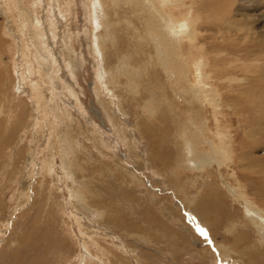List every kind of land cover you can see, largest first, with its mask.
<instances>
[{
  "label": "rangeland",
  "instance_id": "rangeland-1",
  "mask_svg": "<svg viewBox=\"0 0 264 264\" xmlns=\"http://www.w3.org/2000/svg\"><path fill=\"white\" fill-rule=\"evenodd\" d=\"M68 1L71 4L64 2L66 7L59 13L58 0H14L13 6L9 0H0V27L5 24L8 33L10 27H14L13 30L17 28L15 32L12 29L10 32L16 36L14 42H18L14 50L12 47L5 49L3 41L9 38L0 32V38H4L0 40V102L6 89L3 85L6 79L8 85L14 80L13 92L23 101L22 109L18 106V110L21 109L18 117L11 120L12 123L8 124L4 117L0 118V264H82V243H85L88 234L99 235L112 244L114 241L118 243L120 248L117 250L118 244L114 242L116 253L129 250L125 244H130V236H123V229L115 228L112 232L98 224V217L103 216L100 212L78 211L72 191L88 183L89 190L95 195L93 206L101 204L113 209L119 216L116 220L127 226L124 228L126 231L142 237L138 245L144 251L136 254L146 253L151 264H241L239 256H229L230 248L236 254L239 249L237 245L229 246L230 238L225 229L235 224L238 225L239 238L245 237L246 242L250 241V237L258 239L252 226L245 233L239 225L249 220V207H253L254 212L264 211V179L247 173L250 164L264 166V59L251 63L256 58L254 54L262 58L264 52L256 49L250 54L247 50L238 49L233 44L239 45L242 38L225 42L219 30L226 29L225 21L232 19L239 1L255 7L249 8L248 14H256L254 24L261 28L264 26V0H221L222 18L214 16L207 8L211 2L198 0L190 11L191 17L197 18L196 32L193 33L188 24V15L187 22L181 23L183 27L179 28L184 30L187 27L186 37H180L185 44L184 49L195 50L186 57L188 83L190 79L198 81L199 75L207 76L210 68L215 70L210 76L211 89H207L210 91L207 92L210 106L202 109V121L195 117V125L204 127L213 137L219 138L222 144L220 152L226 154L219 156L223 167L215 168L221 173L219 177L237 193L232 199L222 179L212 177L204 180L209 171L186 172V154L179 149L182 140L168 141L179 129L175 130V125L168 123L166 117L156 118L153 124L139 111L143 103L136 96L130 100L127 112L123 111L126 105L120 104L105 86L102 59L95 38L96 32L102 30L99 12L95 11L93 0ZM119 1V6L125 7L120 12L127 15L128 0ZM190 5L191 2L185 1V5L180 7ZM10 17L16 19V23H11ZM32 20L36 21L35 24ZM138 23L136 20L134 24L138 26ZM158 26L164 28L159 22ZM141 35L139 27L137 36ZM23 37L27 43L21 45ZM124 42L123 39L118 40L117 50L107 48L112 57L110 62L114 59L116 63L122 61L127 69L123 70L119 85L125 86L134 75H140L144 92L157 98L159 91L165 88L163 66L157 59V78L144 73L140 69L141 57L136 49ZM165 47L170 50L171 43L167 42ZM20 48L31 52L28 63L24 61ZM11 51L13 66L8 63ZM134 52L136 61L127 60ZM32 59H41L51 69L59 68V75H53L52 70L50 75L48 70L44 75L40 61L35 62L33 68H28L29 64L33 65ZM199 59L203 69L195 75L198 72L193 71V65H198ZM249 68L258 71L252 73L254 75H246L244 70ZM176 70L182 74L181 70ZM223 70L229 71L222 73ZM29 83L35 87L31 88ZM201 86L207 87L208 84L201 83ZM218 88L223 90L222 104ZM33 90L37 91L38 100L33 98ZM192 93L195 96V92ZM173 94V105L178 107V116H182L187 109L186 104L178 102ZM167 95L171 96L169 89ZM68 115L76 119V124L84 121L87 126H92L94 138L101 141L86 139L88 136L82 129L76 131V126L73 127L66 117ZM113 118L121 122L125 130L121 131ZM180 121L184 123L183 127L190 126L186 117H181ZM24 126L25 135L22 134ZM15 127L21 131L13 137ZM139 131L144 138L140 137ZM215 131L219 133L215 135ZM66 132L72 139L64 136ZM188 132L190 136L201 138L206 135L203 130L189 129ZM160 137L165 142L162 141V146L158 147ZM128 138L132 145L129 148L124 141ZM187 139L190 137L187 136ZM134 144L137 147L135 151L132 149ZM203 146L206 151L209 149L207 143ZM134 153L141 158L134 160ZM71 159L78 161L76 172L77 167L70 164ZM194 163L198 165V161L194 160ZM118 164L122 166L120 170L123 174L128 173L127 177H123L127 182L133 181L130 183L132 186L134 181L137 182L135 186L139 192L135 190L132 198L122 191L126 181H122L120 170L114 166ZM210 172L214 173L213 169ZM76 194L79 195L78 192ZM90 197L88 201H91ZM169 215L176 218L167 219ZM112 222H116L114 217ZM205 223H209L210 227L214 223L213 229L206 227ZM112 233L115 235L109 236ZM61 234L70 236L69 240L62 242ZM59 240L62 245H58ZM251 245L254 248L259 246L257 241ZM62 247L65 258L59 250ZM70 248L74 255L68 260ZM125 256L130 259L134 254L128 252ZM250 259L262 262L257 252ZM143 263H135L131 259V264Z\"/></svg>",
  "mask_w": 264,
  "mask_h": 264
},
{
  "label": "bare ground",
  "instance_id": "bare-ground-1",
  "mask_svg": "<svg viewBox=\"0 0 264 264\" xmlns=\"http://www.w3.org/2000/svg\"><path fill=\"white\" fill-rule=\"evenodd\" d=\"M13 1L14 0H9L10 4L12 6L14 5ZM59 1L62 2L63 5ZM185 1L191 2V5L189 7L181 8L180 5H185ZM196 1H198V0H128V2H127L128 7H126L127 8L126 10L129 14L127 13V15H128L127 16L126 14L120 12V9H124L125 7L119 6V3H120L119 0H93L95 8H96L95 11L99 12V25L102 28L101 32H99V33L96 32L97 34L95 35V38L97 39L98 51L100 52V56L102 59V63L101 62L100 63L103 66V67L102 66L101 67H102L103 72H104L105 86L109 88L108 91L110 92V94L113 97L117 98L120 104L122 103V104L126 105V106H124L123 111L127 112L126 109L129 106V102L131 99H133V97L136 96L137 98L141 99L140 101L143 104H142V106L139 107V111H141V113L143 115H145V117L147 116V119L150 118L151 122H153V124H154V121L156 118L166 117L168 119V123L172 122L175 125V130L179 129L176 132L174 131L172 138L168 141L172 142L173 139H181L182 140L179 149L186 154V160H187L185 162V165H187V167L185 168L186 172L193 170L194 174H196L197 172L201 173V172L209 171L207 178L204 180H207L208 178H212V177L217 178V179L218 178L222 179L221 177H219L221 175V173L218 170H216V168L219 169V166L223 167L222 161L220 160L219 156L226 154V152H223V151L220 152V148H221L222 144L219 141V138H217L215 136L213 137L204 127L195 125V117L197 118V116H198V118L202 121L203 120L202 112H201L202 109L210 106L211 100H209V98H207V92H210V91H208L207 89H211V87H210L211 86L210 85V82H211L210 76L212 75V73L215 70L213 68H210V69H208L209 74L205 77H201V75H199V71H201V69H203V67H202L203 65L201 63V59H199L200 64L198 63V65H197V63H195V65H193V71L198 72V73H195V75H199L198 81H196L195 79H190V83H188V80H187L188 75L186 74V68H187V61L188 60L186 57L188 55H190L191 53H193L195 50H193V49L185 50L184 49L185 44L182 40H180L181 35H182V38L186 37L185 33H187V27H185L184 30H180L179 28L183 27V25H181V23H186L187 19H189V17H190V19L188 20V24H189L190 28L192 29V32L193 33L196 32L197 18L191 17V13H190L192 5H194ZM220 1L221 0H208V2H211V4L208 5L207 8L210 10V12L214 16L222 18L224 16V13H223L224 10H223L222 5L220 4ZM223 1H233V0H223ZM64 2L71 4V3H69L70 1H68V0H58V11H59V13L66 7ZM37 3L39 4V2H37ZM35 4H36V2H35ZM12 6H10V7L12 8ZM37 8H38V6H37ZM249 8L254 9L255 7L254 6H248L245 2L239 1L238 4L235 6V10H234V14H233L232 19H230L229 21H225L227 27L224 30H219V35L224 37L225 42H227L228 40L229 41H238L240 38H242L239 45L233 44V46H235L236 48L241 49V50H247L248 52H250V54H252L253 51L256 49L258 50V52H264V26H262L261 28L259 27L260 25L255 26L254 21L256 20L255 19L256 14H248ZM65 10L67 11L68 9H65ZM181 10H184V12H182ZM35 12H36V10H35ZM69 12H67V13L69 14ZM175 12L178 13L177 16L173 15V13H175ZM61 15H63V13ZM187 15L189 17H187ZM130 18H131V20H130ZM136 20L139 22L138 26L141 27V31H142V35L140 37L137 36V32L139 30V27L136 24H134V23H136ZM10 21H12L11 23H16V19H13V18L11 19V17H10ZM32 21H33L32 24H35L36 21L35 20H32ZM157 21L164 28H160L158 26ZM12 25H14V24H12ZM17 26L21 27L20 24H17ZM13 28L10 27V30L11 29L13 30ZM16 29L13 31L15 32ZM21 29L24 30L23 28H21ZM53 29H55V28L53 27ZM258 29H259V32H257ZM10 30H9V33L11 36H9L7 29H5V24L1 25V27H0V32L2 31V36L9 38V39L5 38V40L3 41V43L5 45V49H7V50L10 49L11 47L13 49L16 46L15 44L18 43V42H14V37H16V36H14V34L12 32H10ZM40 35H41V33L38 34V37H40ZM2 36H1L0 40L4 39V38H2ZM235 36H236V38H234ZM22 39L23 40L21 42V45L25 42L27 43V41L25 40L24 37ZM119 39H123L127 43V46H129V47L132 46L136 49L137 55H139L141 57L140 62L142 63V65H141L140 69L144 73H149V74L153 75L155 78H157V59H158V63H160L163 66V69L165 70V74H166V78L164 79L165 88L162 91H159L157 98H155L154 96H148V93L146 94L144 92V89L142 86V81H141V80H143V78L140 75H134V77L132 79L127 81L125 86L119 85V80H120L121 76H123V70L126 71L127 69L125 68V64L122 61L116 63V60L113 58L114 61L110 62L109 59H112V57H110V53L107 51V48L108 49L110 48V50H112V51L117 50L118 46L116 44H117ZM167 42L171 43V47H170L171 49L170 50H167V48L165 47V44ZM120 43H122V42H120ZM231 45H232V43H231ZM29 49H31V48H29ZM0 50L2 51L1 48H0ZM28 51H29L28 49H26V50L21 49L20 50V53H23V55H24V58H23L24 61L27 63L29 62L27 59L29 58V56H31V52L29 51L30 52V54H29ZM0 53L2 55V52H0ZM4 53H5V51H4ZM136 53L135 52L131 53L127 60L136 61L135 60ZM12 54H13V51H11V55L9 57L8 63L10 62L11 65L13 66V58L11 57ZM254 55L256 56V58L253 61H251L252 64H256L257 61L260 62L261 59H264V55L262 56V58H260L258 56V54H254ZM177 58L179 59V61H177ZM30 61L33 63V65L32 64H29V66L27 65L28 68H33L35 62L40 61V63H41L40 65L43 67L41 69H43L42 71H44V75H45L47 70H48L49 75H50V73H49L50 70L53 71V73H52L53 75H59V73H60L59 68H57L56 70L51 69L52 67L48 68L44 62H41V59H36L35 61H33V59H32ZM231 64H233V63L231 62ZM37 65H36V67H37ZM176 69L181 70L182 74L180 75ZM226 71H229V70H223L222 73H224ZM256 71H258V69L249 68V69L244 70L246 75H254L252 73H254ZM9 75L12 79V73L11 72L9 73ZM3 76H1V77H3ZM126 77H127V75H126ZM4 78H5V76L3 77V79ZM56 82L58 84H60L58 81H56ZM14 83L15 82L12 79L10 85H8L7 79L5 80L3 85L6 86V89L3 90L4 96H3L2 102H0V118L4 117L5 118L4 120L9 121L8 124H10V122L12 123L11 120L16 119L18 117V114L23 107L22 106L23 101L21 100V98L18 99L17 96L13 92V90H14L13 86L15 85ZM201 83L208 84V86L202 87ZM30 85H32V84H30ZM33 85L31 86V88L33 87ZM59 87H60V85H59ZM61 87H62V85H61ZM167 89L170 90V95H171L170 97L167 95ZM64 91L66 92V90H64ZM120 91H124V92L120 93ZM197 91H198V93H197ZM205 91H206V93H205ZM218 91H219L218 93H219V97H220V103L222 104L223 103V96H222L223 90L221 88H218ZM35 92H37V91L36 90L32 91V96L34 99H37L38 96L35 95ZM173 92H174V94H173ZM192 92H195V96L193 95ZM172 94L178 100V102H182L184 106L186 104L187 109L182 112V116H178V114H177V111H179V110H178L177 106L173 105ZM243 98L247 99V97H245V96ZM73 101H74V99H73ZM134 102H135V100H134ZM74 103L76 104V106H78L77 102H74ZM107 105H110V104H107ZM18 106L21 108L20 110H18ZM105 112L107 113L106 109H105ZM62 113H65V112L62 111ZM183 116L189 120L188 123L190 125L188 127H187V125H186V127L184 126L185 129H182V127H183L182 125H184V123H181V121H180L181 117H183ZM66 117L70 120V123L73 125V127L76 126L75 127V128H77L76 131L79 132V131H81L80 129H82V131L85 133V135L88 136V138H86V139H88V140L91 139L93 142L101 141L100 138H96V137L94 138V135L92 134L94 132V131L92 132V130H93L92 126L91 127L87 126L84 121H81L82 124L80 123V121H78L80 124L79 123L76 124V119L74 117H71L70 115H68ZM63 118H65V117H63ZM113 120H114L116 126L119 127L121 131L125 130L124 126L121 124V122H117L116 118H113ZM14 122H15V120H14ZM2 123H3V121H2ZM205 123H207V121H205ZM15 125H16V123H15ZM24 127L25 128L23 129L22 134L24 133V131L26 129V126H24ZM135 127L139 128L138 125H135ZM7 128H8V126H7ZM31 128H33V126ZM9 129H7V130H9ZM189 129L190 130L192 129L193 131L194 130L200 131V132H201V130H203L206 132V135L204 137L202 136V138L199 136H190V135H188ZM20 131H21V129H18L17 127H15L13 130V137H14V135L17 136V134H19ZM5 132L6 131H4V133ZM8 132H10V131H8ZM10 133H12V129H11ZM217 133H219V131H215V135H217ZM139 134H140V137L144 138V135L141 131H139ZM24 135H25V133H24ZM8 136H10V135H8ZM64 136L66 138L69 137L72 139L69 132ZM187 136L190 137L189 140L187 139ZM123 137L125 139L127 138L126 136H123ZM6 140H8V139H6ZM158 140L160 141L158 143V145H159L158 147H160L163 144L161 142L164 141L165 139L162 140L160 137ZM124 141L127 143L128 148L130 146H132L130 138H128L127 141L126 140H124ZM71 143H73V141ZM203 143L208 144L209 149L207 151L204 149ZM177 144L178 143H176V145ZM136 148L137 147L134 144V147H132V149L135 151ZM194 150H196V152ZM227 150H228V148H227ZM131 153L133 154V151ZM134 155H132V158L134 160H138V158H141V157H138V155H136V153H134ZM136 157H138V158L136 159ZM157 157H161V156L158 155ZM191 160H193V161H191ZM194 160L198 161V165H195ZM70 164H75V166L77 168H75L74 172H76V170L79 167L78 161L76 159H74V160L71 159ZM254 164H250V166L247 168L248 169L247 173H249L253 176L258 175L257 177H259L260 180L264 179V166H262L260 164H255V165ZM118 165H114V166L117 167L118 170H120V168L122 166H120V165L118 166ZM68 166H70V165H68ZM211 169H213L214 173L210 172ZM122 172L120 170V175L122 176V178L128 176V173L125 172V170H124V172H125L124 174ZM257 177H255V178H257ZM122 181H126V185L124 186L122 191L127 197L132 198L134 196L135 190H137L139 192V190L135 186L137 184L136 181H134V186H132V184H130L133 181L127 182L128 180L125 178H123ZM88 182H90V181H88ZM223 182H224V180H223ZM88 184H86L83 188H81L79 190H73L72 191L73 200L75 201L76 206H78V211H83L84 213H90L93 210H95L97 212L102 213L103 216L98 217V219L100 220L98 222V224H100L101 226H103L104 228H106L107 230H110V231H112L115 228L123 229L122 230V231H124L123 236H130V240H129L130 244L129 245L125 244V246L129 250L124 249V250H120L121 251L120 253H118V252L116 253L114 251V249H116V247H117V250L120 248L118 243H116L114 241L116 244H118V246L115 247L114 242L112 244L111 241H109V240L107 241V240H105V238H103L99 235L88 234L85 243H82L83 244V250H82L83 251L82 252L83 263L82 264H126V263L131 264V259L133 261H135V263L136 262H140V263L146 262L147 264H151V262L148 261V259L146 258V253L143 255H140V256H138L136 254V252H143L144 251L141 248V245H138L139 242H141L142 237L136 236L135 234H131L130 232L126 231L124 228H127V226L125 224L123 225L122 221L116 220V218H118L119 216H116V212L113 209H110L108 206L106 207L105 205H101V204H96L95 206H93L92 201L95 199V195H94V193H92L91 190H89ZM72 185L74 186V184H71V186ZM225 185L228 188L227 191H228V194L230 195L229 197L232 199L233 197H235L237 195V193L235 191H233L226 183H225ZM76 192H78L79 195H77ZM140 192L144 193L143 191H140ZM215 193H216V191H215ZM97 195H99V194H97ZM102 195H103V193H102ZM89 196H91L90 197L91 201L90 200L88 201ZM216 196H218L217 193H216ZM138 199H140V197ZM241 204H244V203H241ZM146 207H148V206H146ZM240 207L243 208L242 205ZM170 210L171 209H169L168 211H170ZM247 213L249 214V220L246 221L245 223L239 225V226L245 233L248 232L249 226H252L254 228L253 233H255V235H256V237H258V239L255 240V239H252L250 237V241L246 242L247 239L245 237L239 238V236L237 234L238 225H235V224L229 225L225 229V234L230 238V242L228 244L231 247H234L237 245L236 248L239 249V253L236 254L230 248L229 249V256H232L233 258L236 256H239L238 259L241 258V260H240L241 264H246V263L247 264H264V225H263L264 224V211L254 212L253 207H249V209L247 210ZM113 217L117 223L112 222ZM175 218H176V216H174V215H169L167 217V219H175ZM211 225L212 226L210 227L209 223H205L206 227L213 229L214 223H212ZM102 234H104L105 236L108 237L107 233L103 232ZM114 235L115 234L112 233L109 236H114ZM212 235H214V232L212 233ZM121 236H122V234H121ZM60 237L62 238V242L67 240V239L69 240V238H70V236L68 238V236L64 235V234H61ZM109 239L111 240L112 238L110 237ZM113 240H115V239H113ZM254 241H257L259 246H256L254 248L251 245ZM59 242L60 243L58 245L63 244L60 240H59ZM120 245H121V243H120ZM94 249H95V252L93 251ZM59 250L61 252V255L62 254L64 255L63 258H65V253L63 251L64 250L63 247L59 248ZM87 250H89V252ZM72 251H73V249L70 248V252L67 254L68 260H69V258H71L74 255ZM74 252H77V251L75 250ZM128 252H131L132 254H134V256L131 257L130 259H128L125 256L126 253H128ZM255 252H257V257L262 262L251 261L250 257L252 255H254ZM144 255H145V257H144ZM149 257H153V256H149ZM52 258H53V260H56V257H52ZM77 261H79V260L77 259Z\"/></svg>",
  "mask_w": 264,
  "mask_h": 264
}]
</instances>
